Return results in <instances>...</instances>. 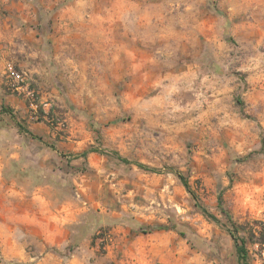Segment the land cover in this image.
<instances>
[{
    "label": "rangeland",
    "instance_id": "374dc122",
    "mask_svg": "<svg viewBox=\"0 0 264 264\" xmlns=\"http://www.w3.org/2000/svg\"><path fill=\"white\" fill-rule=\"evenodd\" d=\"M7 49L39 60L32 96L0 67V264H244L230 220L264 264V0H0Z\"/></svg>",
    "mask_w": 264,
    "mask_h": 264
},
{
    "label": "crops",
    "instance_id": "0c3cea01",
    "mask_svg": "<svg viewBox=\"0 0 264 264\" xmlns=\"http://www.w3.org/2000/svg\"><path fill=\"white\" fill-rule=\"evenodd\" d=\"M128 35V34H127ZM33 40L37 41L36 37L33 36ZM7 38V42L10 43V40ZM18 52V54L16 56H13L12 53H16ZM22 54V55H21ZM22 59H26L28 61H31L34 65H32L31 67L33 68V71H37V66H36V61L37 59L39 60V56H38V51L37 50H28L27 51H23L22 49H7L4 51H0V67L4 68V69H10L13 67V65L11 64L10 61H16L19 63V65L21 66L22 63ZM128 56L126 58V63H125V71H123V75H122V86H123V95H145V93L142 89L140 90V85L137 86V91L135 93H131L130 91V83H129V76H130V63L128 60ZM141 68L143 69L144 66L140 65ZM143 71V70H142ZM141 75H143V73H141ZM191 73H185L184 75L178 76L176 81H175V85L177 86V93L179 91V87L180 85L182 86V92L183 95H222V92H216V90H220L219 88L215 87V85H217V82H210L208 79L206 78H201L198 81H195L194 79L190 78ZM214 85V86H211ZM125 86V88H124ZM193 86V87H192ZM214 92H211V90H214ZM193 92V93H192ZM18 96H20V94H17ZM176 95V94H175ZM24 96V95H23ZM245 97V99H248L252 105H261L264 103V95H243ZM218 99V98H217ZM16 108H22L21 107V100L13 97V99L10 100ZM216 103V102H214ZM25 132L27 131L29 133V135H31V132L34 134H41V133H45L46 131L44 129H41L39 127L38 123H34L28 127H25L23 129ZM34 136V135H33ZM35 139H37V136H34ZM41 139V138H39Z\"/></svg>",
    "mask_w": 264,
    "mask_h": 264
},
{
    "label": "trees",
    "instance_id": "16d2710c",
    "mask_svg": "<svg viewBox=\"0 0 264 264\" xmlns=\"http://www.w3.org/2000/svg\"><path fill=\"white\" fill-rule=\"evenodd\" d=\"M1 110H2V112L7 113L12 119H14V115H13L11 109L2 107ZM84 154L86 155L88 153L86 152ZM122 161L124 163H127V161H125V160H122ZM140 168L145 169V167H143V166H140ZM175 175L177 176L179 181L182 183L184 188L187 190V192H189V194H191L194 197L192 191L190 190V186H189L186 178L181 173H179L177 171H175ZM203 212H205V211H203ZM230 223H231L230 236L234 241L235 251L237 254V261L239 263L247 264V250L245 248V240L243 238L239 239L237 237V234L239 232V225H237L235 222H233L231 220H230Z\"/></svg>",
    "mask_w": 264,
    "mask_h": 264
},
{
    "label": "built area",
    "instance_id": "2783aa9c",
    "mask_svg": "<svg viewBox=\"0 0 264 264\" xmlns=\"http://www.w3.org/2000/svg\"><path fill=\"white\" fill-rule=\"evenodd\" d=\"M7 81L5 83L7 90L11 93L26 95L33 94V91L29 87L26 74L23 71H14L12 68L7 70Z\"/></svg>",
    "mask_w": 264,
    "mask_h": 264
}]
</instances>
